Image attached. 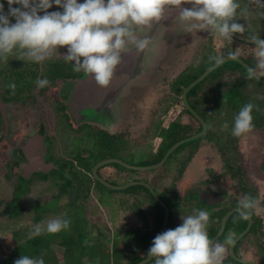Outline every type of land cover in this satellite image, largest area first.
Returning <instances> with one entry per match:
<instances>
[{
  "label": "flooded vegetation",
  "instance_id": "1",
  "mask_svg": "<svg viewBox=\"0 0 264 264\" xmlns=\"http://www.w3.org/2000/svg\"><path fill=\"white\" fill-rule=\"evenodd\" d=\"M4 8L7 12V3ZM57 9L53 5L48 11ZM180 11L178 7L166 6L162 18L151 26L165 50L153 71L145 73L144 69L136 80L114 93L100 109L84 106L85 96L80 94L81 89L77 90V86L85 72H76L71 62H65L66 47L58 48L50 59L40 63L24 61L18 54L0 62V101L6 116L7 136L12 142L9 144L4 137L0 108V147L4 144L8 147L4 163L7 176L13 179L14 187L20 181L26 182L27 192L34 181H48L53 185L54 176L60 184L64 183L63 178L72 180L84 191L78 200L82 201V214L86 217L92 212L89 206L92 200H121V210L109 209L111 213L124 214L128 220L132 216L138 217L140 224L124 225L123 229L112 231L108 242L100 241L110 249L126 253L120 261L122 264L130 260L134 261L132 264H154L151 258L145 262L153 238L181 224L182 217L192 214L193 209L209 212L210 239L221 229L227 213L233 212L214 242L223 243L229 235L234 240L248 224V218H245L242 227L244 221L238 211V202L246 194L258 201V189L264 195V185L255 184L257 188H252L242 180V169L249 164L246 153L249 150L264 151V76L259 79L247 77L249 67L255 68L257 73L261 71L256 68L258 58L252 47L255 44L235 37L223 40L210 28H193L180 20ZM234 19L241 22L237 16ZM240 24L245 31L235 34L251 40L248 35H255L258 29L243 21ZM144 29L138 27L136 35ZM258 32L264 39L263 24ZM237 49L239 56L228 58V53ZM218 54L224 61L209 72L214 66L209 57ZM37 78H47L50 83L38 88ZM10 83L16 85L14 92L8 87ZM256 90H260L259 95ZM246 103L255 105L252 110L254 127L249 133L235 137L231 134L234 117ZM225 124L227 128L223 127ZM35 137L36 144L28 154L36 159L42 157L45 164L53 163L56 169L47 173L20 171V166L29 164L30 159L17 145ZM40 137L43 144L38 148L37 138ZM243 143H248L245 150ZM165 148V154L157 160ZM170 149L172 151L162 166L154 169H163V173L154 179L146 175L153 172L151 170H131L120 164L107 163L96 169V176L112 186H115L113 183H117V187L124 186V189H109L112 192L105 193L96 190L92 182H98L93 168L100 162L117 160L143 168L158 164ZM112 153L127 156L128 161L117 159ZM2 154L0 151V156ZM142 155L146 156L138 161L133 158ZM105 168L113 170L104 174ZM109 175H122L123 182L110 180ZM88 184L91 185L89 191ZM152 192L168 211L163 231V219L158 225V209L153 201L162 208L163 218L164 208ZM61 199L68 203L71 198L63 194L59 201ZM163 199L171 200L172 205L168 208ZM258 203L261 212L249 217L251 225L245 235L226 246L223 264H264V240L246 239L260 234L264 197ZM232 217L233 225H228ZM254 223L258 225L250 232ZM93 233L99 237V232L93 230Z\"/></svg>",
  "mask_w": 264,
  "mask_h": 264
},
{
  "label": "clouds",
  "instance_id": "2",
  "mask_svg": "<svg viewBox=\"0 0 264 264\" xmlns=\"http://www.w3.org/2000/svg\"><path fill=\"white\" fill-rule=\"evenodd\" d=\"M264 6V0H255ZM5 3L8 5L5 12ZM190 4L191 7H182ZM57 6L60 10L48 11ZM166 6L181 9L179 18L193 28H210L223 40H231L234 33H243L244 26L234 19L239 7L236 0H0V62L13 54L20 59L40 63L52 57L58 48L66 47L65 62H71L74 71L83 70L93 76L101 86H107L121 62V53L129 46L143 52L150 46V36L140 38L136 29L151 28L159 21ZM43 13V14H40ZM135 26V27H134ZM258 58L256 68L247 69V77L264 76V39L253 35ZM240 50L229 52L236 59ZM220 65V54L209 57ZM47 78H37L35 84L44 88ZM15 91V83L8 85ZM252 103L244 104L234 117L231 134L240 137L252 131ZM227 128V124L223 126ZM241 216L248 218L259 214L261 206L256 198L245 195L238 202ZM210 214L207 210L193 209L183 216L182 223L157 234L147 256L154 264H223L226 246L233 244L231 235L223 243L209 237ZM67 218H53L37 225L30 233H58L69 228ZM14 264H45L43 256L22 255Z\"/></svg>",
  "mask_w": 264,
  "mask_h": 264
},
{
  "label": "trees",
  "instance_id": "3",
  "mask_svg": "<svg viewBox=\"0 0 264 264\" xmlns=\"http://www.w3.org/2000/svg\"><path fill=\"white\" fill-rule=\"evenodd\" d=\"M264 31V15L261 17ZM217 70V69H216ZM166 148L160 153L161 158ZM153 163V162H152ZM10 167V166H9ZM55 174V172L53 173ZM10 178L9 176H7ZM75 179V176H72ZM60 178H62L60 176ZM61 184L58 183L56 176L53 178V185L58 189V193L51 199L40 206H35L37 217L41 214L51 212L59 214L63 212V215L59 218H67L71 221L67 230H62L58 233H47L42 232L38 236H31L25 229L12 228L11 232L8 233L4 239L3 244L8 251V254L1 256L0 264H14L15 260L22 255L29 256H43L45 264H84L86 260L87 264H122L120 261L126 257V253L122 250L110 249L105 243L100 241L99 237H95L92 229V224H89L88 218L82 214L83 207L82 201L78 200L82 191V186L72 183V180L63 178ZM96 190L100 189L105 191L103 186L98 182L92 180ZM88 191L91 187L90 184L86 185ZM109 192L111 190L105 188ZM28 191V185L26 182L20 181L16 187L13 188V194L11 201L4 203L3 213L9 218H15L19 215L20 200L23 195ZM65 194L70 196L68 203L64 205L59 204L60 197ZM105 203V200H100ZM164 203L169 208L172 205V201L163 199ZM53 202L54 206L48 207L49 203ZM154 206L158 209L156 214L157 224L160 225L163 219L162 208L153 201ZM233 218L230 219L229 223H233ZM245 226V218L242 217ZM91 225V227H90ZM233 225V224H232ZM258 223L252 225L250 232L254 230ZM57 246V248H55ZM61 249V251H60ZM134 261L130 260L126 264H132Z\"/></svg>",
  "mask_w": 264,
  "mask_h": 264
},
{
  "label": "rangeland",
  "instance_id": "4",
  "mask_svg": "<svg viewBox=\"0 0 264 264\" xmlns=\"http://www.w3.org/2000/svg\"><path fill=\"white\" fill-rule=\"evenodd\" d=\"M239 7L237 8V18L240 23L242 21L244 23H247V25H253L258 31L260 28H262V22L261 17L264 15V6L259 5L255 2V0H236ZM60 10V9H57ZM252 21L253 23H250ZM256 32L255 36L260 37L259 32ZM249 37H252L253 35H248ZM261 38V37H260ZM254 49H256L255 45H252ZM258 92V93H257ZM256 93L259 95L260 90H256ZM154 96V95H153ZM150 98H152V95H150ZM264 131V128H262ZM255 133V132H254ZM4 141V140H3ZM8 142V141H7ZM248 147V143H243V150H245ZM1 152L3 153L2 156H0V258L3 255L8 254L7 249L5 248L3 244L4 237L11 232L12 228L16 229H25L28 234H30L34 228L37 225H42L44 222L48 221L49 219L61 217L63 215V212L59 214H54L51 212H47L45 214H41L39 218L36 214V211L34 209L35 206H40L47 202L48 200H51L57 193V189L53 187L52 184H49L48 181H41L36 182L34 181L33 184H31L29 192L27 194L23 195L20 200V208L21 211L19 215L15 218H9L6 214L3 213V205L4 203H8L11 201L12 193H13V179L7 177V168H5V156H7L8 147L6 144L0 147ZM60 150V149H58ZM264 151L259 149L258 152L254 150H249V152L246 153L248 161V166H246V169H242L244 174L242 173V180L246 182L250 187L257 188L255 184L264 185L262 181H264V158L262 155ZM115 158L124 159V161H128L125 159L127 156L123 157L119 155L118 153H112ZM146 155H142L141 157L134 156L133 158L143 159ZM253 158V159H252ZM253 160V164H252ZM132 163V161H130ZM256 163V164H255ZM247 164V163H246ZM116 168V166H114ZM113 169L111 168H105L102 172L104 174H107L108 172H112ZM153 172L146 174L147 176H152L153 179L156 178V176H159L161 173H163V169H159L157 171L151 170ZM150 172V171H148ZM246 175L248 177H246ZM110 180H113L115 182H123V176L122 175H109L108 176ZM112 183V182H111ZM233 183V182H231ZM116 184L117 183H113ZM234 185V183H233ZM263 187V186H262ZM232 188V187H231ZM235 188V186H234ZM106 192H109L105 188H103ZM259 190V189H258ZM258 202L261 200V198L264 197L261 190L258 191ZM94 196L97 198L98 195L93 191ZM107 200V199H106ZM105 200V203H102L100 200H92L89 203L90 209L92 212L90 213V216H87L89 224H92V229L96 232H99V238L103 240L104 242H108L109 239H111L112 231L115 229H123L124 225H135L137 223L140 224V220L138 217L132 216L128 218L124 217V214L119 213L118 215L116 213H111L109 209H120L122 208L121 200L113 201L112 200ZM109 201V203H108ZM66 200L61 199L59 201L60 205L66 204ZM54 206V203H49L48 207ZM92 215V216H91ZM149 219V218H148ZM260 222V234L259 235H250L246 239H258V240H264V217H261ZM91 227V225H90ZM121 240V238H119ZM57 248V246L55 247ZM58 249V248H57ZM61 251V249H60ZM84 264H87V261H83Z\"/></svg>",
  "mask_w": 264,
  "mask_h": 264
},
{
  "label": "water",
  "instance_id": "5",
  "mask_svg": "<svg viewBox=\"0 0 264 264\" xmlns=\"http://www.w3.org/2000/svg\"><path fill=\"white\" fill-rule=\"evenodd\" d=\"M145 35L150 36L152 44L154 41V44L156 46L154 48H152L150 46L149 49H146L143 52H137L135 47L130 45L128 51L121 53V62L117 66V68L115 69L113 77L111 78L110 83L107 86L99 85L95 81L93 76L85 73L83 80H81L77 86V90L81 89L80 94L81 95L84 94L83 96H85V99H86L85 104H84L85 107H87V108L96 107L98 109L102 108L103 106H105L109 102V100H111V97L113 96L114 93H117L119 90H122L128 83L136 80L138 78V76L141 75V73L143 72L144 69H145V73L153 71L154 67L157 65L160 58L163 56L165 50H164V46H161L160 37L158 35H156V32H154V30H152V28H150V29L145 28L144 31H142L141 34L137 35V36L142 38ZM233 37L241 39L242 41H246L248 43L254 44L252 42V40L245 39L244 37H240V36L236 35L235 33L233 34ZM216 67H217V65H214L211 69H209V72L212 71L213 69H215ZM200 79H202V77L199 78V80ZM0 108L2 109V115H3L2 119L4 122V137L9 142V144L10 143L12 144L11 140H9V138L7 136L6 116H4L5 112L3 111L4 107L1 104V101H0ZM84 120L90 121L89 119H84ZM37 139L39 140L38 148H40V146H42V144H43V141H42L41 137L37 138ZM35 144H36V137L29 139L24 144H18L17 145L19 148H21L25 152L28 159H30L29 164H26L24 166L23 165L20 166V171L25 170L26 172H29V173L30 172L47 173L49 170L56 169V167L53 165V163L45 164L42 157H39L38 159H36V158H34V156H30V154H28V150H30V148H32V145H35ZM171 151H172V149H170L167 152V154L164 156V158L158 164H155L152 166H146L143 168L129 166V165L122 163L120 161H117V160L103 161V162L98 163L93 168V175H94L95 179L101 185L105 186L106 188L111 189V190H122V189H124V186L123 187L112 186V185L104 182L103 180L99 179L95 174L96 169L99 166H102V165L107 164V163H116V164H120L121 166L128 168V169H131V170H141V171L154 170V169H157L160 166H162V164L164 163V161L166 160L168 155L171 153ZM24 178L26 179L28 177H24ZM146 187L148 189H150L148 186H146ZM153 196L155 197L156 201L164 208V218H163V223H162V231H163L165 228V225L167 223L168 211H167V208L164 206V204L156 197V195L154 193H153ZM232 213L233 212L227 213V215L223 218L222 224H221V229L219 230L217 235L212 239V241H215L220 236V234L222 233V230H223V226L225 225L227 219L229 218V216ZM250 225H251V220L248 217L247 226L245 227L243 232H241L233 240V242H236L243 235H245L248 232ZM149 259L150 258L145 260V262L148 261ZM143 263H141V264H143Z\"/></svg>",
  "mask_w": 264,
  "mask_h": 264
}]
</instances>
